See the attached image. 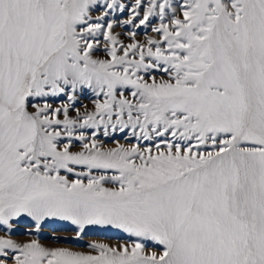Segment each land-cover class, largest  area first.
I'll use <instances>...</instances> for the list:
<instances>
[{
	"label": "snow or ice",
	"instance_id": "1",
	"mask_svg": "<svg viewBox=\"0 0 264 264\" xmlns=\"http://www.w3.org/2000/svg\"><path fill=\"white\" fill-rule=\"evenodd\" d=\"M0 264H264V0H0Z\"/></svg>",
	"mask_w": 264,
	"mask_h": 264
},
{
	"label": "rangeland",
	"instance_id": "2",
	"mask_svg": "<svg viewBox=\"0 0 264 264\" xmlns=\"http://www.w3.org/2000/svg\"><path fill=\"white\" fill-rule=\"evenodd\" d=\"M70 227H71L70 225H67L66 223H62V222L53 223L48 229L45 230V234L46 235H53V234L67 235L69 234L67 229H69ZM53 230H55V232Z\"/></svg>",
	"mask_w": 264,
	"mask_h": 264
}]
</instances>
